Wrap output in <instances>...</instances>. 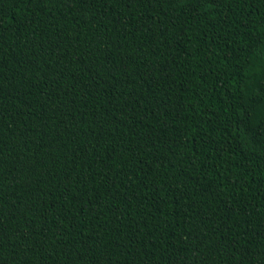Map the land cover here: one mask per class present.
<instances>
[{"label":"trees","instance_id":"trees-1","mask_svg":"<svg viewBox=\"0 0 264 264\" xmlns=\"http://www.w3.org/2000/svg\"><path fill=\"white\" fill-rule=\"evenodd\" d=\"M0 264H264V0H0Z\"/></svg>","mask_w":264,"mask_h":264}]
</instances>
